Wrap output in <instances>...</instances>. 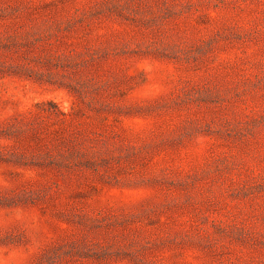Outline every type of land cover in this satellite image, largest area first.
<instances>
[{
  "label": "rangeland",
  "instance_id": "rangeland-1",
  "mask_svg": "<svg viewBox=\"0 0 264 264\" xmlns=\"http://www.w3.org/2000/svg\"><path fill=\"white\" fill-rule=\"evenodd\" d=\"M0 264H264V0H0Z\"/></svg>",
  "mask_w": 264,
  "mask_h": 264
}]
</instances>
